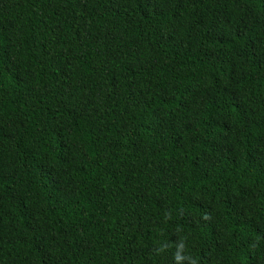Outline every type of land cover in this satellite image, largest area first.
<instances>
[{
    "label": "trees",
    "instance_id": "1",
    "mask_svg": "<svg viewBox=\"0 0 264 264\" xmlns=\"http://www.w3.org/2000/svg\"><path fill=\"white\" fill-rule=\"evenodd\" d=\"M180 242L264 264V0H0V264Z\"/></svg>",
    "mask_w": 264,
    "mask_h": 264
},
{
    "label": "clouds",
    "instance_id": "2",
    "mask_svg": "<svg viewBox=\"0 0 264 264\" xmlns=\"http://www.w3.org/2000/svg\"><path fill=\"white\" fill-rule=\"evenodd\" d=\"M184 251V243L180 242L178 247H177V252L175 253V260L177 262V264H182V262L185 259H188L190 261V264H196V261L194 259H192V257L188 256L185 257L184 255H182L181 253Z\"/></svg>",
    "mask_w": 264,
    "mask_h": 264
}]
</instances>
